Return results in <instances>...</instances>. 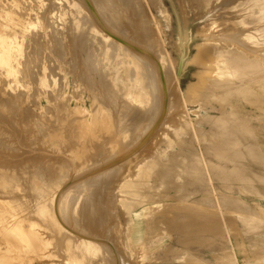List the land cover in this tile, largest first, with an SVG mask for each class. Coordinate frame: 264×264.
Instances as JSON below:
<instances>
[{
	"label": "rangeland",
	"instance_id": "obj_1",
	"mask_svg": "<svg viewBox=\"0 0 264 264\" xmlns=\"http://www.w3.org/2000/svg\"><path fill=\"white\" fill-rule=\"evenodd\" d=\"M41 1L43 4H46L45 0ZM97 1L100 0H96L95 2L97 3ZM137 1L139 2L138 4L141 5L143 16H146L148 12L151 13V16H149V25L150 28L155 27L154 19L157 18L160 21L162 19L159 13V7H155L148 0H144L145 2L143 0ZM75 2L77 4H81V6L84 5V3H82V1L80 0H75ZM91 2L92 0L90 1V3ZM164 2V4L168 7L167 1L165 0ZM227 2L228 5H224L223 9L231 8L232 11L235 12L239 17L238 21H241L242 19L246 21V25L243 26L246 30L244 36H253L254 38L251 41L264 44V22H262L264 21V0H227ZM42 3L40 4L41 7ZM93 3L94 2H92L91 4ZM96 3H94L92 6L96 7ZM129 5L126 3L122 4V8L120 3L111 4L110 1L106 8H104V12L109 13L110 17H103L105 16L103 10L101 13H98H100V15L102 14L100 18H104L102 24H106L105 21L108 20L107 25H103L104 27H108V25L111 23L110 18H112V20L115 19V23L117 22L116 27L118 28V30H114L113 28L111 29H113L115 33H118L120 35L124 31L123 34L131 39V36L135 35L134 31L137 24L134 25V22L131 21L133 20V16L131 13L133 12L129 10V8L131 9V6ZM115 6L121 7V9L116 8ZM189 8L192 10V13H194V10L196 11L194 5L189 4ZM95 9L97 10V7ZM110 10L114 11V13L112 11L111 13ZM128 11L131 13L129 14ZM102 18L101 21L103 20ZM130 21L133 22V24ZM162 22L165 24V21H163V19ZM67 23H69V25H67ZM83 23L84 24H82V22H79L78 28L76 27L77 25H73L70 20H68L67 22H61L58 20L55 25L51 26V33L48 34V36L46 37L47 39L45 38L46 41L43 40V42L36 43L33 46H28V43L25 42L23 45V57H25V59L27 58L28 60L33 57L35 61L31 60L32 63H29L27 61L26 63L24 62L25 64L22 62L21 66L23 68L19 66V71L17 69V77L20 78H17L19 81L18 83H15L16 87L14 84H10V81H7L3 78V80L1 81L0 79V216L2 217V213H4L3 217L5 220L6 218L9 219L14 215L13 218H16L15 221L23 220L25 223L28 222L29 224H34V229L37 230L38 238L40 240L39 253L41 254L40 256L36 257L33 254L27 255L28 253H26V255L28 256L27 257L23 253L25 251L20 249L22 247H25V245L23 246V244L21 243V241L23 242V239L19 237V234H13V238L11 237V235H4L3 232V235L0 234V248L4 249L2 252L0 251V264H29L28 261L30 260L31 264H72V262L73 264H77V262H80L81 264H114V258H112L113 256L106 244H101V248L98 247L96 253H87L84 248L81 249V247L77 245L78 238H89L96 242L101 241V238L108 241H111L114 238V233L110 226L103 224L97 218L99 209L101 208V206L98 204V201H100L101 199V196H99L100 183L106 182L110 179L109 177L110 174H112V170H109L108 174L102 175L100 173L103 171H99L97 179H95L93 183L88 184L85 187H82V185H84V180L81 179L84 176L79 175L85 173L86 170L88 171L93 166L95 167L98 164L96 163V161L100 162L105 160L104 163H106L109 160L123 157V155L131 151L134 146L130 145L127 140H120L121 138H119L118 136V143L116 147L112 149V151L109 146L105 147L108 150L96 149V152L92 147L83 150L82 147L80 148V142H82L80 140H83V136L87 135L86 133L89 134V127H92L94 123L92 124L91 122H89V125L91 126H87L88 129L85 130L87 132H84L82 129H75V131L73 128L68 126V122L66 121L67 118L65 116L66 114H64L66 112L64 111L66 110L67 112H71L76 107L75 105L77 104L78 106L79 104L83 105L89 111L91 109H94L93 112L95 113V109L97 107L95 106L96 102L93 105V101L95 100H93V97L96 96L95 101H97V103H99V101H101L102 99L104 100L103 89L98 78V74L101 71L105 74L107 68L111 67L114 64H119V61H117V59L111 58L108 53L103 51L101 47L98 46V43L96 41L90 40L93 39L92 36L90 35L89 37V34L86 35L85 32V28L88 25L85 26L86 23L84 21ZM126 23H129L128 25L130 26L126 28L122 27L124 26L123 24L126 25ZM63 24L64 26H66L64 27ZM56 26L57 29L55 28ZM59 26L62 27L63 30H61ZM69 26L73 27V31L68 34L70 37L67 36V33L65 31ZM74 26L76 29L74 28ZM82 28H84L85 30ZM141 28L142 27L138 29H140L141 31H148V28L146 27L142 29ZM119 29L120 31H122L121 33L119 32ZM169 29L170 28L167 27L165 29V33L168 35L167 37L170 38V42H173V40L171 39L172 34L170 33L171 31H169ZM54 30H56V32ZM62 31L64 34L62 33ZM54 32L55 34H53ZM58 35L61 37L59 38ZM138 36L140 37L141 35ZM64 37L67 38V40L73 37L79 38L77 48V51L79 53L77 51L75 52V54L72 53V50H70L71 48L69 49L67 47L66 44L68 42L65 43L67 40ZM160 37L150 44L151 48L149 46H147V48L149 47L148 49H150V51L152 49V52H155L156 55L157 51L161 50V48H163L162 50L165 49L163 51L164 53H162V50L160 53L162 58L166 61V64H168V59H171L170 57H174V54L169 51L170 49L164 43L163 44L165 46L161 45L162 41L160 39L162 37ZM88 39L89 41H87ZM136 40L145 45V43L140 39L138 40L137 37ZM200 41L202 42V39L200 38L194 39V42L196 43H199ZM95 43H97L98 47L95 45ZM79 45L81 47H79ZM34 46L36 47V49L34 48ZM79 48L80 51L78 50ZM96 48L100 49L99 52L96 51ZM91 50L94 53H92ZM165 51H167V54ZM192 52L194 54L193 48ZM87 53H90V56H93L90 57ZM96 53L98 56L96 55ZM95 55L97 56V59ZM92 58L93 60H90ZM101 60L103 61L104 65L106 63L107 65L104 66ZM98 61L99 63L97 64L96 62ZM44 64L45 66H47V68L49 65V71L47 70L48 73L50 72L49 74H51V69H53L52 67H57V69H54V72L52 71L57 79V88L55 87V85L53 86L52 80H49V78H52L51 76L49 78L47 77V79L44 80L39 77ZM89 64L92 67L91 70L89 68ZM128 68H130V66H128ZM27 71L30 73V75ZM195 72V67H191L180 79L179 86L183 94L185 93L187 85L195 81ZM28 75L30 76V79ZM51 75L53 76V74ZM37 77L39 78L37 79ZM24 78L27 80H25ZM36 79L41 84L40 88L38 85L39 83L36 82ZM48 80L50 81V84ZM89 81H92L93 84L89 83ZM35 82L38 84H36ZM22 83L24 87H21ZM96 83L98 84V86L96 85ZM45 85H47V88L45 87ZM52 88L56 91L55 93L58 94L59 91V93L61 94V99L59 98L58 103L59 105H57V108L58 106H60V109L62 110L60 114L54 113V110H49V108H53L52 103L54 102L51 101L52 99L50 100V97L48 96V92H53ZM91 94L94 95L92 96ZM77 95H80L81 97L79 96L78 98ZM17 96L18 98H16ZM139 96L140 95L138 94L132 95L133 99H136L138 104H142L144 100L147 99V97L143 96L142 98V96ZM20 97L22 99H20ZM25 97L28 99H24ZM77 98L79 99V101ZM81 98L84 101L83 103L80 101ZM16 99H18L19 101ZM33 99L35 100L34 102ZM156 99V94L154 92L151 93V102L149 105L150 108L155 106L157 102ZM67 101L69 103H67ZM235 101L234 105L240 102L239 100ZM117 103L118 102H116V104ZM124 104L125 101L124 103L122 102V104L117 106H123ZM91 106L94 107L91 108ZM72 107L73 109H70ZM247 108L249 110L246 113V117H248L247 124L250 127L249 133L240 130L238 131V126H240L241 128V124L238 125L241 115L228 117V107H225L224 111H221L220 106L210 99H201L199 100V102L194 103V105L193 103H189L186 107L188 117L190 118L193 126L199 130L197 132L199 134H205L208 140L206 142H203L200 140V138L193 137V135L190 134V129L185 128L184 132H181V141H176L177 143L175 142L169 148H167L166 146H159L158 149L165 148L166 152L160 159L157 160L160 165H165V168L162 170V172H165V175L162 174L164 179L165 177H169L174 174L177 175L176 182L179 187L177 190L178 193H176V190H171L169 191L170 196L173 197L177 194L181 195L183 193H192L190 195V200L195 203L207 202L208 199H210L211 194L216 195L218 198L221 194V196L227 197V201H232L228 196H234L232 198L238 197L242 201H244L247 207L243 206L244 208H242L241 205L240 208L241 210H245L247 208L248 210H245L246 213L243 214V216L240 214V216L242 217H240L239 214L237 215L238 210L236 208H233L234 202L232 201V209L234 212V214H232L233 212H231V210L228 211V208L219 206V202L217 203L218 198H213L218 205V217L220 225H222L220 230L226 233L225 239H222L221 237L213 236L209 232H206V228H203L202 231L198 230L197 228L199 227L196 224H191L187 219V215L182 212L174 213V215L171 216L169 215V230L168 228H166L168 224H164V221H156L159 220L160 216L162 217V210L173 206V204L181 205L183 202L182 200L175 202L172 198H164L162 201L166 204L157 203L156 205L144 206L142 207L144 209V213L142 215L140 214V216H135L134 218L133 232H131V236L134 239V242H136L135 239H139V237L140 239H145V234L143 236L144 230L147 229L145 217L149 214L155 215V218L152 219V224L154 225L156 223L157 227L155 228L158 229V233L155 238L152 239L149 244H147V247L149 248L145 255L141 254L142 256L139 255L140 252L138 250H134L132 253H129L128 250H125L123 244H121L122 247H119V249H123L125 251V254L123 255L125 259L123 257V260H126L127 264H195L193 262L189 263L188 261H181L182 257L186 259L188 256L189 258L190 256L196 257V259L199 260L202 264H264V226L262 225L263 228L260 229L261 223L263 224L264 222V220L262 219L264 218L259 219L253 214V209L255 211L257 207L264 209V112H260L251 107ZM97 110L98 109H96V111ZM108 113L107 119L109 116H112L111 113ZM58 115L63 118L59 117ZM222 116L226 117L224 118L226 123H224V125L222 124L221 126H219L218 124L215 126L209 125L204 121L205 118H215ZM110 117L109 119L111 120ZM100 120L103 121L102 119ZM98 125L102 126V123H98ZM67 127L69 128V130L67 129ZM145 127L146 128H144L140 132L145 133L147 131V126ZM93 128H91V130ZM76 133L81 134L77 135L81 138L80 140L76 139L78 138L76 136ZM202 136L203 135H201V137ZM235 139H237V141L239 139V146H235L234 144L230 143ZM247 148L253 150V157L250 158L247 155ZM225 149L229 152H227ZM197 151L201 156L200 161L196 158ZM223 152L227 153L225 154ZM232 152H235L240 156L241 154H243L245 157H237L239 160L237 158L236 160ZM96 153L98 156L96 155ZM232 157L234 158V161H232ZM235 160L239 162H235ZM99 166L101 165L96 166V168ZM158 168L159 166H157V168L155 169ZM179 170L180 172H178ZM135 171H137V169H135ZM229 172L232 173V176L231 173L229 174ZM236 175H241L240 177L238 176L240 179ZM233 177L237 179V182H235L236 180ZM248 177L250 179H253H248L253 183H250V181L246 180V178ZM243 178H245V182L248 183L242 184V182H244V180H242ZM62 183L64 185H62ZM56 184L62 185L63 188L60 189L61 193L60 191L58 193L59 188H55ZM246 184L248 186H246L245 188ZM249 185H252L253 187H249ZM224 186H227V188ZM225 188L229 191L225 190ZM239 188H242V191L245 192L240 191L241 189ZM243 188H245L246 190ZM69 189L70 191H68ZM184 189L186 190L185 192ZM247 190L249 192H246ZM250 190L252 192H256V194H253L252 192H250ZM222 199L226 200V198L223 197ZM43 204H45V206ZM84 207H86V210L88 209V215H90L91 217V219L86 222L82 220V218L85 217H83ZM249 207L251 208V210ZM153 210L155 211L153 212ZM234 210H236V212ZM247 213H250V216L252 218H258V220H254L255 222L257 221V225L253 221L254 218L252 219V221L254 222L253 223ZM244 216H246L245 218L247 219H245ZM243 218L247 220L246 223L248 225L244 223L245 220ZM122 219L123 218L120 214L117 220L119 223L124 224ZM237 219H239L240 221ZM242 219L244 220V222L242 221ZM59 220H61L62 224L66 228L76 234L75 238H73L72 236L69 237L67 236V234H65L63 228H61V223H59ZM259 220H262V222L260 223ZM254 224L256 226H254ZM191 225H193V227ZM236 226L238 229L235 228ZM159 227L161 228L159 229ZM124 228H127V226H125ZM61 229L62 231H60ZM136 231H140L141 233H136ZM191 231L192 233H189ZM258 243L259 247L261 248L259 250L261 251L263 249V251L260 252L259 250H257L258 253H256V249L254 248L253 250L252 246L254 247ZM12 247L16 249L18 248V250H15ZM102 247L104 250L102 249ZM251 250L254 253L251 252ZM19 251H21L25 255V257L21 252L19 253ZM184 253L186 255H183ZM187 253L190 255H187ZM17 254H19L21 258ZM227 254L231 256L229 257L227 256ZM20 259H25V262L20 261ZM73 260H75V263Z\"/></svg>",
	"mask_w": 264,
	"mask_h": 264
},
{
	"label": "bare ground",
	"instance_id": "obj_2",
	"mask_svg": "<svg viewBox=\"0 0 264 264\" xmlns=\"http://www.w3.org/2000/svg\"><path fill=\"white\" fill-rule=\"evenodd\" d=\"M45 1H46V4H43L41 0H0V79L1 81L5 79L7 81H10L9 82L10 84L12 83L15 85V83H18L19 81L18 79L20 78V77L18 78L17 75L19 71L18 68L19 66L22 65V62L26 63L28 61L30 63L31 60L35 61L33 57H31V59L29 60L23 57L24 55L23 45L25 42L28 43V46H33L36 43L43 42V40L46 41L47 39L46 37L48 36L49 33H51V30H50L51 26L55 25L56 22H58V20L61 22L63 21L67 22L68 20H70L73 25L74 24L77 25L76 27H78L79 22L80 23L82 22V24H84L83 23L84 21L86 23L85 26L86 25L88 26L86 28L84 27L86 30L84 28L82 29L85 30L86 35L89 34V37L90 35L92 36L93 39H90V40L96 41L98 43V46H100L103 51L108 53L111 58L117 59V61H119V64H114L111 67L107 68L105 74L102 73V71L98 74L99 76L98 78L101 82V86L103 89V97L105 100L104 101L102 99L101 101H99V103H97V101H95L96 96H94L95 98L93 97V100L94 99L95 100L93 101L94 103L93 102L92 103L94 105L96 102L97 105L95 104V106L97 107L96 109L98 110L96 111L95 109V113H94L93 112L94 109L93 110L91 109L92 111L91 110L89 111L83 105L78 104L77 106V104L75 103L76 107L74 109L73 107L70 108V109H73V111L71 112L69 111L67 112L66 110L64 111L66 112L64 113L66 114L65 115L67 118L66 121L68 122L69 127L73 128L74 130L82 129L84 132H87L85 130L88 129L87 126L89 125V122H91L92 124L94 123L92 127H89L90 128V131L88 130L89 134L88 133H86L87 135L84 134L85 136H83L84 137L83 140H80L81 138L77 136L80 133H76V136L78 137L76 139H79L80 141H82L80 142L81 144L80 143L79 144H80V148L82 147L83 150L89 147H92L95 149V152H96V149L106 150L107 148L105 147L109 146V148L112 151V149L116 147L118 143L117 140L119 138H121L120 140H124V141L127 140L130 143V145L134 146L131 149V151L124 154L123 157H118L114 160H109L106 163H104L105 160L100 161V162L96 161V163L98 164L97 165L95 164V165L96 166L101 165V166L97 168L96 166L95 167L93 166L88 171L86 170L85 173H82L79 175V176H84L81 179L84 180L83 181L84 185H82V187H85L88 184L93 183V181L97 179L99 171L100 172L103 171L100 173L102 175V174H108V171L112 170V174H110V177H109L110 179L107 180L106 182L100 183L99 196H101V199L100 201H98V204L101 206V208L99 209V214L97 215V218L103 224L110 226V228L113 230L114 238L111 241L101 238L100 239L101 241H97V242L89 238H78L77 245L80 246L81 249L84 248L87 253H90V252L96 253V251L98 250V247L101 248V244H104V245L106 244L109 248V251L111 252L113 256L112 258H114V264H127L126 260H123V257H124L123 255L125 254L124 253L125 251L123 249H119V247H122L121 244H123V247L125 248V250H128L129 253H132L134 250H138L140 252L139 254L140 256H142L141 254L145 255V253L147 252L149 248L147 247V244H149L150 241L154 239L158 233V229L155 228L157 227L156 223L154 225L152 224L153 223L152 219L155 218V215L149 214L145 217V222H146V227H147V229H145V239L143 240V242L138 243V244H136L137 242H134V239L131 236L132 234L131 232H133L134 218L135 216H140V214L142 215L144 213V209L142 208L144 206L156 205L157 203L166 204L162 201L164 198H167V199L172 198L174 199L175 202L179 200L183 201L181 205L173 204V206L169 208H165L166 206L163 207L165 209L162 210V213H163L162 217L160 216L159 220L155 219L156 221H161V220L164 221V224L166 225L168 224V226L166 227L168 228V230L170 229L169 228L170 227V224H169L170 216L174 215V213L182 212L187 215V219L191 224H196L199 227L197 228L198 230L202 231L203 228L204 229L206 228L205 229L206 232H209L213 236H218V237H221L222 239L223 238L225 239L226 233L220 230L222 225H220V221L218 217L217 203L219 202V206H222L224 208L226 207L228 208V211L231 210V212H233L232 204L234 202L233 208H236L238 210L237 215L239 214L240 216L241 214L243 216V214L246 213L245 210L247 208L245 210L244 209L241 210L240 206L242 205L241 206L242 208H244L243 206L247 207L244 201H242L238 197L232 198L234 196H228L230 197L229 199H231L233 202L227 201V197L221 196V194L219 195V198L216 195L211 194L210 199H208V201L205 203L204 202L202 203L192 202V200H190V195L192 193H186V194L183 193L181 195L177 194L173 197L170 196L169 191L171 190H176V193H178L177 190L179 187L176 182L177 175L174 174L172 176L165 177V179L163 178L162 174H164L165 172H162V170L165 168V165H160L157 162V160L160 159L165 154L166 151H165V148H163L164 150L158 149V148L159 146H166L167 148H169L176 141L177 142L181 141L182 139L181 132H184L185 128L190 129V134L193 135V137L200 138V140L203 142H206L208 140L205 134H199L197 132L199 130L193 126L186 112V107L189 103L190 104L193 103L194 105V103L199 102V100L201 99L202 100L210 99L216 102L220 106L221 111H224V108L228 107L229 108V111L227 112L228 117L229 116L233 117L235 115H241V118L239 119V124H238V125L241 124V128L240 126H238V131L240 130V131L249 133L250 127L247 124L248 117H246V113L249 111L247 107H251L260 112H264V44L260 42L251 41L254 38L253 36H246V37L244 36L245 35L244 33L246 32V30L244 29L243 26L246 25V21L244 19H242L241 21H238L239 17L236 15L235 12L232 11L231 8L223 9L224 5H228L227 0H166L168 7L164 4L165 0H148L155 7H159L160 9L159 13L163 21H165V24H166L165 25L162 22V19L160 21L157 18L155 19L153 18L155 20L154 21L155 27H152V28H150V25H149V22H150L149 16H151V13L146 12L147 17L145 15L143 16L141 5L138 4L139 2L137 0H100V1H97V3L95 2L96 0H92V2L96 3L95 5L97 7V10L95 9L96 7L92 6L94 3L93 4H91L92 2L90 3L91 0H80L82 1V3H84L83 6H81V4H77L75 0H45ZM110 1H111V4L120 3L121 6L122 4H125V3L128 5L130 4L129 6H131V9L129 8V10H131V12L133 13L129 11L128 13L132 14L133 20L131 21L134 22V25L137 24V26L135 27V31H134L135 35L131 36V39L127 37L125 34H123L124 31L121 35L114 32L115 29L118 30V28L116 27L117 22L115 23V19L112 20V18H110L111 23L109 24L110 26L108 25L109 29L108 27L103 26L105 24V23L102 24L104 21V18L101 17L103 19L101 21L100 16L102 14L100 15V13L103 10V13L105 14V16L103 17H106V18L110 17L109 13L104 12L105 10L104 8H106V6L109 4ZM41 3H42V7L40 6ZM189 4L195 6L196 11L193 9L194 13H192V10L190 9L192 7L189 8ZM116 8L121 9V7H116ZM262 9H263V6H262ZM111 11L112 10H110V12ZM112 12L114 13V11ZM107 21L108 20L105 21L106 22L105 26L107 25ZM133 22L131 23L133 24ZM128 24L129 23H126V25L123 24L124 26L122 27L126 28L130 26ZM67 25H69V23H67ZM57 26L55 27L56 29H57ZM72 26L67 27L66 30L64 29L67 33V36H69L68 34L71 31H73ZM140 27L142 28L146 27L148 28V31H143V30L141 31L140 29H138ZM167 27L170 28L169 31H171L170 32L172 34L171 39L173 40V42H170V38L167 37L168 35L165 33V29ZM59 28L63 30L62 27L59 26ZM111 28H113L114 30ZM120 29H119V32L121 33L122 31H120ZM54 31L56 32V30ZM55 32L53 34H55ZM138 35H141V36L139 37ZM60 37L61 36H59V38ZM136 37L138 38V40L139 39L142 40L145 43V45L137 41ZM159 37L161 38L160 40L162 41L161 42L162 44L160 42L159 43L162 46H165V45L168 46V48L170 49L169 51H171L174 54V57H170L171 59H168L167 57V59L169 60L168 64H166V61L162 58L161 53H160L163 48H161V50L158 49L159 51H157V55L155 52H152V49L151 51L150 49H148L150 47V44L154 40L159 39ZM196 38L202 39V42L201 41H200L201 43L194 42V39ZM65 39L67 40V38ZM78 39H79L78 37H75V38L73 37V38L68 39L65 42V43L68 42L66 45L69 49L71 48L70 50H72V53L74 54L78 48ZM87 41H89V39ZM93 42H92V46H93ZM97 43H95L96 46H97ZM147 46L149 47L147 48ZM79 47L81 46L79 45ZM34 48L36 49L35 46ZM192 48L194 50V54L192 52ZM96 49H97L96 51L99 52L100 49L98 48ZM78 50L80 51V48ZM164 50H162V53H164L163 52ZM165 52L167 54V51ZM92 53L94 52L92 51ZM87 54H89L88 56H90V53H87ZM92 56L93 55H91L90 57ZM97 56H96V59H97ZM90 60H93V58ZM101 62L103 64L102 60ZM96 63L98 64L99 61ZM105 65H107V63ZM128 66L132 68L130 69L128 68ZM191 67H195L196 69V72L194 73L195 81L187 85L185 89V93L183 94L179 86L180 79L183 77V75H185L186 71L189 70ZM48 68H49V65H48ZM48 68L44 64V67L41 70L39 77L42 80H44V79H47V77L49 78L51 76L52 78H49V80L51 79L53 86L55 85L56 87L57 79L54 73H52V71L54 72V69L55 68L57 69V67L55 66V67H52L53 69H51L52 70L51 74H53V76L49 74L50 72L48 73L49 71ZM89 68L90 70L92 69L90 64H89ZM39 77H37V79ZM29 79H30V76H29ZM37 79H36V82H38ZM49 80L48 82L50 84ZM89 83L93 84L92 81H89ZM38 85L40 88L41 84L39 83ZM96 85L98 86L97 83ZM22 86L24 87L23 83L21 87ZM46 86L47 85H45V87ZM52 91H53L52 93L48 92V96L50 97V100L52 99L51 101H54L52 103L53 108H49V110L50 109L54 110V113L60 114L62 110L60 109V106H58L57 108V105H59L58 103H59V98L61 97V94L59 93V91H58V94L55 93L56 91L53 90V88H52ZM153 92L157 96V99H156L157 102L155 106L150 108L149 105L151 102V93ZM134 94H138L142 96V98L143 96H146L147 99L144 100L142 104H138L137 100L133 99L132 97V95ZM20 95H24V94H20ZM77 96L79 98L80 95H77ZM16 98H18V96ZM20 99L22 98L20 97ZM24 99H28V98L25 97ZM235 100H239L240 102L234 105ZM34 101L35 100L33 99V102ZM80 101L82 103L84 102L82 98ZM124 101H125V104L123 106H117V105L122 104V102L124 103ZM116 102L118 103L116 104ZM48 103H49V100H48ZM67 103L69 102L67 101ZM93 107L91 106V108ZM108 112L111 113L112 115L111 117L109 116L111 120L109 119V117L107 119ZM224 118L226 117L222 116V117H215V118H205L204 121L209 125L215 126L218 124L219 126H221L222 124L224 125V123H226ZM100 119H102L103 121H101ZM60 122H61V119H60ZM98 123L99 124L102 123V126L101 125L99 126ZM145 126H147V131L145 133L140 132L141 130L146 128ZM46 128H49V127H46ZM91 128L93 129L91 130ZM67 129L69 130L68 127ZM49 135H50V132H49ZM201 135L203 136L201 137ZM235 140L237 141V139ZM235 140L230 143L234 144L235 146H239L240 145L238 142L239 139L237 142ZM248 149L249 148H247V155L251 158L253 157L254 153H253V150H250V149L248 150ZM78 150H82V149H78ZM226 151L229 152L228 150ZM227 152H223V153L226 154ZM232 153L235 156V157L233 156L235 159L237 157L242 158L244 156L243 154H241L240 156L239 154L235 152H232ZM196 158L199 161L201 159V156L199 155L198 151L196 152ZM234 158L232 161H234ZM236 160L235 162H239ZM157 166H159V168L155 169L157 168ZM135 169H137V171H135ZM178 172H180V170ZM230 173L231 172H229V174ZM233 174H236V173H233ZM231 176H232V173H231ZM244 179L245 178H243L242 180ZM248 179L250 178L249 177L246 178V180ZM235 180H236L235 182H237V179ZM250 180H253V179H250ZM251 182L252 181H250V183ZM63 183L62 185H64ZM71 183H72V180H71ZM245 183H248V182H245L244 180L242 184H245ZM62 185L56 184L55 188H59L58 193L60 189L63 188ZM74 186H78V185H74ZM246 186L248 185L246 184L245 188ZM251 186L249 185V187ZM224 187L227 188V186H224ZM226 188L225 190H227ZM185 189H184V192L186 191ZM239 189H241L240 191H242V188H239ZM68 191H70V189ZM242 192H245V191H242ZM246 192H249V191L247 190ZM250 192L252 191L250 190ZM252 193L256 194V192H252ZM222 197L226 198V200H223ZM213 198L215 199L218 198L217 203ZM43 205L45 206V204ZM87 211L88 209L86 210V207H84L83 217L84 216L85 217L82 218L84 222L91 219L90 215H88L89 212ZM154 211L155 210H153V212ZM234 211L236 212V210ZM3 214L4 213H2V217L0 216V234L3 235V232H4V235L5 234L8 236L11 235V237H13L12 235L13 234L15 235V233L19 234V237H21L24 242L23 243L21 241V243L23 244V246L25 245V247H22V248L19 247L20 249L25 251L23 253L25 255L26 253H28L27 255L33 254L36 257L40 256L41 255L39 253L40 240L38 238L37 230L34 229V224H29L28 222L25 223L23 220L20 221L18 219H17L18 221H15L16 218H13L14 215L11 216V218H9L10 220L7 219L6 217H5L6 219L4 220ZM120 214H121V217L123 218L122 220L124 224L119 223L117 220ZM232 214H234V212ZM253 214L259 219L264 218V209L257 207L255 211L253 209ZM250 215L251 214L249 213L248 216L251 218V221L253 218H254L253 221L255 219L258 220V218H255V217L252 218ZM245 217L246 216H244V218ZM243 219L242 221L244 222V220L247 218H245L244 220ZM262 220L261 221L259 220V222L261 223ZM246 221L247 220H245L244 223H246ZM59 223H61V228H63L67 236L69 237L72 236L73 238L76 237V234H74L68 228H66L62 224L61 220H59ZM248 223H251V222H248ZM255 223L257 225V221ZM256 225L254 224V226ZM262 225L264 226V222L263 224L261 223L260 229L263 228ZM125 226H127V228H124ZM191 226L193 227V225ZM160 228L161 227H159V229ZM235 228H237V226ZM60 231H62V229ZM201 231H198V232H201ZM189 233H192V231ZM252 248L253 250L254 248L256 249L255 251L256 253H258L257 250L261 249L259 247V243L256 244L254 247L252 246ZM14 249L18 250V248L17 249L14 248ZM3 250L4 249L0 248L1 252ZM262 251L263 249L260 252ZM20 252L21 251H19V253ZM251 252L253 251L251 250ZM17 255L19 256V254ZM183 255H186V254L184 253ZM187 255H190V254L187 253ZM227 256L230 257L231 255L227 254ZM19 257L21 258V256ZM24 260L25 259H20V261H24ZM75 260H73L74 263H75ZM181 261L183 262L188 261L189 263L193 262L195 264H202L194 256H190V258L188 256L186 259L182 257ZM28 262L29 264H31V260ZM77 264H81V263L77 262Z\"/></svg>",
	"mask_w": 264,
	"mask_h": 264
},
{
	"label": "crops",
	"instance_id": "obj_3",
	"mask_svg": "<svg viewBox=\"0 0 264 264\" xmlns=\"http://www.w3.org/2000/svg\"><path fill=\"white\" fill-rule=\"evenodd\" d=\"M136 233H141L140 231H136ZM144 234H145V230H144V232H143V236H144ZM142 236V237H143ZM138 239V238H137ZM137 239H135V241L137 242V243H141V242H143V238L142 239H140V237H139V239L137 240Z\"/></svg>",
	"mask_w": 264,
	"mask_h": 264
}]
</instances>
